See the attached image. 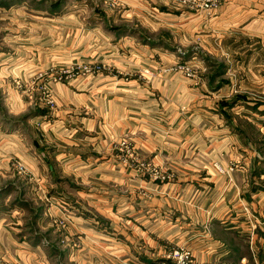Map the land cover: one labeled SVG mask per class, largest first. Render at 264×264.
I'll return each mask as SVG.
<instances>
[{"label": "rangeland", "instance_id": "374dc122", "mask_svg": "<svg viewBox=\"0 0 264 264\" xmlns=\"http://www.w3.org/2000/svg\"><path fill=\"white\" fill-rule=\"evenodd\" d=\"M59 2L51 11L50 3ZM221 2L0 0V264L134 261L137 254L122 249L123 216L153 217L160 207L156 186L203 180L206 173L213 178L205 194L229 200L223 206L237 212L238 229L250 233L252 222L264 228V199H257L264 196V51L222 75V93L201 91L213 73L209 64L227 65L206 52L208 38L218 39L220 30L202 23ZM135 31L149 42L128 34ZM247 68L249 82L241 83ZM79 84L96 85L94 97L109 90L119 106L114 137L98 142V152L75 129L83 127L74 123L86 108L73 94L67 103L60 99V87L75 92ZM132 87L135 92L121 90ZM230 101L233 108L221 110ZM124 108L146 122L123 124ZM219 126L240 136L224 132L220 145L208 141ZM200 143L206 154H198ZM107 210L111 225L98 214ZM181 251H189L193 264L191 251L175 245L157 262L175 264L171 256Z\"/></svg>", "mask_w": 264, "mask_h": 264}, {"label": "crops", "instance_id": "0c3cea01", "mask_svg": "<svg viewBox=\"0 0 264 264\" xmlns=\"http://www.w3.org/2000/svg\"><path fill=\"white\" fill-rule=\"evenodd\" d=\"M202 23L205 27L208 26L210 28L214 26L213 30L215 28L220 30L221 35H219L220 37L218 39H215L212 35L208 38L209 48L206 52L210 55L214 54L219 56L220 59L226 61L227 65H224L225 69L222 75L229 74L231 76L233 72L236 73L238 71L235 70L239 68L237 64L241 65L247 59L250 60V58L255 56L259 57V52L264 51V0H222L212 17L206 18L204 16ZM112 32L116 34L115 31ZM128 34L134 35L143 43H146V41L149 42L140 32L135 31L129 32ZM235 66L236 68L234 69ZM244 69L241 75L242 78H240L241 83L249 82L250 69L247 68L248 71ZM209 71L210 69L207 70L206 74H203L205 78ZM215 71V68H213V73ZM213 73H210V75ZM219 74V77L212 81L213 84L210 81V75L206 78L205 84L203 83L204 89H201V91L206 94V97H214V94L222 93L223 90H226V86L222 87L219 84V81L223 80L221 73ZM94 84L90 86L79 84L75 87V92H73L72 87L67 86L60 87L58 90L62 92L61 100L67 103L74 95L75 100L81 102V106L86 108L84 112L85 116L82 115V120L80 119L77 123H74L75 126L83 125V127L79 128L77 126L75 129H78L82 133L83 139L89 138L94 140L95 143L91 144V146L94 147V152H98L96 149L98 148V142L101 143L103 139L108 140L114 137L115 112L118 103L114 96H110L109 90L106 91V94L102 92L94 97L93 92L95 89L93 90V88H97ZM135 88L140 90L138 87ZM121 90L126 94L128 91L135 92L134 87ZM91 103L95 105L100 104V106L98 108L94 107V110H92ZM206 105H208L207 102L204 103V106L208 110L209 107ZM102 111L103 114H99ZM123 111L127 114L125 117H122L123 124L125 122L129 124L131 120L146 122L143 116L137 120L131 117L134 115L131 111L125 108ZM203 112L204 114L208 113L207 111ZM219 115L222 116L223 114L219 113ZM201 116L202 119L207 118L206 115L201 114ZM69 117L73 118V116ZM67 119L64 116L60 117L61 123L68 124ZM70 123L73 124L72 122ZM220 127L223 126L217 128L218 132L211 131L207 133L209 134L208 141L213 140L215 144L220 145L216 140H225L224 138L227 137L222 135L224 132L233 134L236 138L240 136V133L236 130H228L226 127L227 131H224L220 130ZM83 130L88 131L90 137ZM167 137L160 135V138ZM173 138L176 139L175 137ZM69 139H71L70 136H68ZM202 144L200 143L198 145L197 152L203 155L206 154V151L203 149L204 144ZM66 145L69 144L66 143ZM70 149L73 148H68V150ZM160 149L166 150L164 147H160ZM162 153L167 155L168 151L166 150ZM188 154L190 153L186 152V156ZM68 156L71 158V153H68ZM70 158H68L69 160L66 163L71 161ZM77 164L79 163L77 162ZM51 170L52 168L50 172ZM208 177L213 178L206 173L203 180L202 177L197 181H194L191 177H187L173 182H161V185L156 186L155 189V198L158 197L160 207L156 208L157 212L152 214L153 217L149 219L146 217L143 218L140 212L136 213V215L129 213V218L125 217L126 215L123 216V252L137 254L134 257V261L128 257L129 259L125 263L161 264L157 262L160 260L158 259V255L163 253L167 246L175 245L186 247L191 251L193 264H249V262L250 264H264V228H255L252 222L254 229L252 228L250 233H243L242 229H238L239 227L236 225L237 212L233 211L230 214L227 211V207L223 206L225 200H229L220 195L213 196L206 195L207 193L205 194L204 188L208 184L206 183V180H209ZM218 182L216 181V184L213 186L214 188L220 187ZM259 189L256 188L257 191H261ZM259 198L264 199V196H260L257 199ZM217 201L218 203H216ZM232 202L230 201L228 204ZM257 203L260 202L257 201ZM219 205L222 206L219 207ZM98 214L101 220L104 221L106 219L108 222L110 221V225L112 224L111 222H115L109 210H107L106 214L102 213V211L98 212ZM229 214L231 218L228 217ZM260 214L261 212H256V224H259ZM144 219L146 220L144 221ZM132 220L136 222V225L130 229L126 224L130 226ZM148 220L150 221L149 223H147ZM94 223H97L96 220ZM122 245L117 244L114 247L119 246L121 248Z\"/></svg>", "mask_w": 264, "mask_h": 264}, {"label": "trees", "instance_id": "16d2710c", "mask_svg": "<svg viewBox=\"0 0 264 264\" xmlns=\"http://www.w3.org/2000/svg\"><path fill=\"white\" fill-rule=\"evenodd\" d=\"M16 1H18V0H16ZM20 1V0H19ZM60 5H61V3L59 2V3H50V10L51 11H54L57 7L59 8L60 7ZM112 30H114V29H117V28H114V27H110ZM146 39V38H145ZM152 44H155V43H152ZM210 66L212 67V68H215V74L213 73L209 78H210V80L211 81H213L215 78H217V77H219V73H221V75L223 74V72H224V69H225V67H224V65H218V64H214V63H211L210 64ZM224 83V81L223 80H220L219 81V84H223ZM235 105V101H230V102H224L223 103V105H222V109L221 110H229V109H231V108H233V106ZM41 114H44V113H41Z\"/></svg>", "mask_w": 264, "mask_h": 264}, {"label": "built area", "instance_id": "2783aa9c", "mask_svg": "<svg viewBox=\"0 0 264 264\" xmlns=\"http://www.w3.org/2000/svg\"><path fill=\"white\" fill-rule=\"evenodd\" d=\"M191 254L189 251H181L179 254L174 253V257L171 256L172 259H175V264H190Z\"/></svg>", "mask_w": 264, "mask_h": 264}]
</instances>
